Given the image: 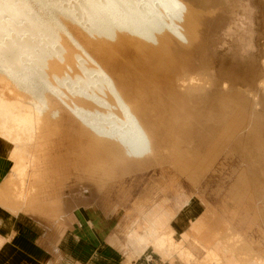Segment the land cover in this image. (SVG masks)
Returning a JSON list of instances; mask_svg holds the SVG:
<instances>
[{"label": "bare ground", "instance_id": "1", "mask_svg": "<svg viewBox=\"0 0 264 264\" xmlns=\"http://www.w3.org/2000/svg\"><path fill=\"white\" fill-rule=\"evenodd\" d=\"M243 2L0 0V139L4 140L6 146L10 145V149L19 154L21 160H29L20 162L16 167L19 173L15 175V183L22 189L8 198L10 201L5 210L25 212L26 216L31 214L32 217L37 214L45 219L48 228L59 221V217L42 215L36 209V202L31 201L28 187L31 184L30 172L27 171L31 168L28 164L33 161L30 162L32 158H24L25 155L31 157L35 152L34 146L44 126L57 128L59 105L77 116L80 131L87 135L88 140L82 146L79 158L89 160L90 157H102L104 161H111L115 157L122 159L125 155L138 152L143 144V150L152 152L153 147L150 143L148 145V141L155 138V132L149 129L151 116L148 111L151 108L146 102L145 91L165 87L177 95L191 96L194 89L206 87L207 83L202 86L195 83L193 78L173 81L170 75L176 74L175 67L179 60L182 65L187 58H192L199 66L208 63L206 57L211 54L202 52V49L209 33L215 32L212 36L215 48L223 43H230L231 47L232 44L238 45L239 48L234 46L232 52L241 55L240 41L247 43L246 35L250 26L248 45L253 43L254 36L250 16L248 22L240 17L242 10L250 9ZM219 32H224L222 37L217 36ZM124 62H127L124 72L119 73L115 64ZM178 71L177 74L188 72L183 68ZM115 79H119V85L114 83ZM127 80L128 83L124 84ZM129 85L137 87L140 100L134 97L127 104L124 88ZM221 105L226 109L238 104L232 98H222ZM224 118L221 116L219 121ZM169 151L172 156L189 155L191 152L182 140L173 144ZM224 152H227L226 155L231 153L230 149ZM195 165L199 169L204 168L205 174L214 168L200 162ZM82 181L81 175H77V182ZM236 182L234 187L241 185L240 180ZM232 190L237 192L236 188ZM199 198L196 196L182 206L175 224L179 225L183 216H191L198 209L196 200ZM108 202L110 204V198ZM252 202L253 199L250 204ZM109 204L100 209L106 218ZM72 212L69 216L73 215ZM165 214L168 213L165 211ZM157 218L154 217L153 224H136L131 235L144 241L141 233L147 231L154 240L156 251L161 254V260L165 264H177L180 260L166 252L171 251L165 237L170 229L168 217L164 215L159 220ZM151 229L157 230V235L149 231ZM53 238L50 241H55L56 237ZM184 240L180 242V247L184 246ZM45 248H48L47 245ZM179 251L183 252L181 248ZM255 253L261 264H264V256ZM59 257L57 255V259ZM215 260L214 256L208 257V263H214Z\"/></svg>", "mask_w": 264, "mask_h": 264}, {"label": "rangeland", "instance_id": "2", "mask_svg": "<svg viewBox=\"0 0 264 264\" xmlns=\"http://www.w3.org/2000/svg\"><path fill=\"white\" fill-rule=\"evenodd\" d=\"M239 1L250 7L242 10L240 17L246 22L251 20L254 34L253 43L248 45L250 26L247 43L240 41L241 55L232 52L238 45L231 47L230 43V46L223 43L217 45L219 49L215 48L212 43L215 32L209 33L202 52L211 54L206 58L212 64L203 63L200 67L192 58H187L182 65L179 60L175 67L177 72L181 68L188 72L170 75L173 81L193 78L202 86L207 83L206 87L194 89L191 96L177 95L165 87L145 91L146 102L151 108L148 111L151 116L149 129L155 132V138L148 141L153 147L152 152L143 150V144L138 152L122 159L79 158L87 135L80 131L77 116L59 105L57 128L44 126L34 146L35 152L31 157L24 156L33 161L28 164L31 167L27 171L31 182L28 187L30 199L36 202V209L42 215L59 217V221L68 226L71 211L79 219L88 215L91 223H98L101 220L98 217L105 220L114 217L117 222L114 229L118 233L123 231L122 237L127 243L136 224H142L147 217L165 215L170 227L165 236L166 243L181 262L185 246L180 247V242L185 239V244L189 232L184 216L179 225L174 221L182 206L199 196L196 200L198 209L191 215L197 216V225L202 230L199 234L208 231V223L216 225L223 230L226 249L233 252V245L234 251L238 249L233 253L241 256V262L261 264L255 251L264 256V0ZM223 34L219 32L217 36ZM126 63L115 64L119 73L124 72ZM114 83L119 85V79ZM127 83L128 80L124 84ZM138 92L136 86H126V103L134 97L139 99ZM222 98H232L238 105L225 109L221 105ZM221 116L225 117L223 121H219ZM181 140L190 147V154L172 156L169 150ZM3 141L0 139V157L9 160L13 168L6 181L12 198L22 189L15 183V175L19 173L16 167L23 159ZM225 149H230L231 153L226 155ZM198 162L214 168L206 176L204 168L196 167ZM77 175H81L82 182H77ZM201 177L200 187L196 188ZM238 180L241 185L234 187ZM107 204L110 205L108 218L100 210ZM218 214L224 216L223 221H219ZM31 219L38 224L41 217L36 214ZM43 229L51 234L49 228ZM172 229L175 232H171ZM141 235L145 241L151 240L147 231ZM106 249L107 246L103 247L99 253V263H119L115 257L105 255ZM242 254L245 255L242 257Z\"/></svg>", "mask_w": 264, "mask_h": 264}, {"label": "crops", "instance_id": "3", "mask_svg": "<svg viewBox=\"0 0 264 264\" xmlns=\"http://www.w3.org/2000/svg\"><path fill=\"white\" fill-rule=\"evenodd\" d=\"M12 169L9 160L0 157V187L3 188H0V203H4V206L0 204L4 207L0 206V264H165L160 258L161 254L156 251L152 238L150 241H140L131 235V232L127 243L122 237L123 231L119 233L115 231L117 222L114 221V217L110 220L98 217V219L101 218L98 223L95 221L91 223L88 215L79 219L73 214L69 216V226L61 221H55L56 226L51 224L49 229L52 234L50 235L43 229L48 228L44 223V218H41L37 224L32 221L31 214L26 216L25 212H22L23 215L21 212L14 213L5 210V206L10 201L8 198L11 196L10 186L5 182L11 175ZM223 215L225 214L223 213ZM223 215L218 214L220 222L224 220ZM157 219L159 220V217ZM184 220L187 224L189 238L184 244L183 253L185 254L181 256L184 260L177 264H254V262L241 263V256L233 253L238 251V249L234 251L233 245L231 246L233 252L225 248L222 228L208 223V229L204 227L208 231L199 234L202 230L197 225V216H186ZM143 222L153 224L154 217H147ZM57 228L62 232H59ZM149 231L157 235V230ZM192 231H196V234ZM52 237H54L53 239L56 237L58 241L56 242V239L50 241ZM45 243L50 248L49 251L48 248H45ZM50 243H53L54 246H50ZM43 244L44 247H42ZM105 246H107V249L104 250L105 255L109 258L115 257L119 263H107L106 261L99 263V253ZM166 252L172 253L168 255H175L170 250ZM57 255L60 256L59 259H57ZM244 255L242 254V257ZM210 256L216 258L214 263H208ZM219 257L220 262H218ZM128 259H132L130 263L126 261ZM150 259L152 260L149 261ZM168 264L171 263L168 262Z\"/></svg>", "mask_w": 264, "mask_h": 264}]
</instances>
